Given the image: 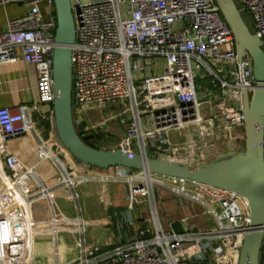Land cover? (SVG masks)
<instances>
[{
    "label": "built area",
    "instance_id": "obj_1",
    "mask_svg": "<svg viewBox=\"0 0 264 264\" xmlns=\"http://www.w3.org/2000/svg\"><path fill=\"white\" fill-rule=\"evenodd\" d=\"M235 2L264 46V0ZM11 4L25 12L0 31V66L33 65L39 104L53 106L55 2L0 0V8ZM71 6L73 116L83 136L93 134L98 144L99 133H118L116 149L192 166L243 147L242 90L251 96L256 85L253 62L248 54L239 58L215 0H71ZM50 115L40 114L37 104L0 108V264H42L39 250L48 264H96L101 258L89 255L79 204V188L93 181L124 183L131 210L140 200L153 204L162 188L202 205L214 223L206 231L178 233L164 229L156 214L154 231L112 243L108 258L120 264H239L250 230L245 199L146 171L75 165L55 142L53 127L51 136L42 134ZM27 137L31 160L10 149Z\"/></svg>",
    "mask_w": 264,
    "mask_h": 264
},
{
    "label": "water",
    "instance_id": "obj_2",
    "mask_svg": "<svg viewBox=\"0 0 264 264\" xmlns=\"http://www.w3.org/2000/svg\"><path fill=\"white\" fill-rule=\"evenodd\" d=\"M57 17L56 48L53 56L54 92L53 138L70 155L75 165L107 170L120 167L127 173L150 174L188 180L236 193L249 204L250 230L246 233L239 264H261L264 246V46L247 22L235 0H215L223 19L231 28L239 58L248 54L253 62L256 85L251 96L242 90L245 123L243 147L201 166L172 162L121 149H102L93 134L83 136L73 116L72 49L76 28L71 0H54Z\"/></svg>",
    "mask_w": 264,
    "mask_h": 264
},
{
    "label": "crops",
    "instance_id": "obj_3",
    "mask_svg": "<svg viewBox=\"0 0 264 264\" xmlns=\"http://www.w3.org/2000/svg\"><path fill=\"white\" fill-rule=\"evenodd\" d=\"M24 12L25 8L20 4L0 8V31L5 29L9 19L21 17ZM44 18H48L46 13ZM34 104L38 105L40 114L52 113L53 106L39 104L35 67L21 61L0 66V108L15 109L19 105L32 108ZM50 116L47 122L41 124L45 128L42 134L46 137L52 134L54 117ZM32 144L33 140L27 137L11 144L10 149L19 156L31 160L34 158ZM79 193L82 214L88 222L86 242L90 247L89 255L101 258L96 264H120L116 259L107 256L112 249L111 244L115 242L124 244L133 235L146 237L147 230L155 229L156 214L164 229L172 228L178 233L206 231L214 225L212 217L203 211L202 205L183 197H179V202L176 199L170 200L165 190L160 191L162 200L167 202L164 210L168 219L164 223L161 219L159 207L161 200L157 199V191L153 204L148 200H140L133 210L129 207L127 187L124 183L107 185L93 181L82 185ZM61 203L66 207V204ZM182 220L187 221L183 223ZM45 263L48 264V261L45 260ZM261 264H264V246Z\"/></svg>",
    "mask_w": 264,
    "mask_h": 264
},
{
    "label": "rangeland",
    "instance_id": "obj_4",
    "mask_svg": "<svg viewBox=\"0 0 264 264\" xmlns=\"http://www.w3.org/2000/svg\"><path fill=\"white\" fill-rule=\"evenodd\" d=\"M247 20V22L248 23H250V21L248 20V18L246 19ZM213 63V62H212ZM198 80V79H197ZM87 125H89V123H87ZM118 131L119 132H122L123 131V127L121 126V127H119L118 128ZM100 134V137H101V140H100V142H99V147L100 148H102V149H112V148H114V146H116L117 144H118V142H119V140H120V138L119 137H121V136H119L118 135V133H116V134H111V133H107V134H105V133H99ZM121 135V134H120ZM137 149V148H136ZM150 152V151H149ZM161 190H164V189H162V188H158L156 191H157V199L158 200H161L160 201V203H159V207H160V211H161V219H162V221H163V223L164 222H166L167 221V216H166V212H165V210H164V208H165V205H167V202H165V201H163L162 200V196H161V194H160V191ZM167 196H170V200H174V199H176L177 200V202H179V200L178 199H180L179 197H171V195L168 193V195ZM164 203H166V204H164ZM61 205H62V203H61ZM203 208V207H202ZM203 211H205V208H203ZM39 212H40V214L43 216V217H47L48 216V214L43 210V206H40L39 207ZM42 240H40L39 239V241H38V243L41 245L42 244ZM37 256V258L40 260V261H42V264H46L45 263V258H44V256H42V253H41V251L39 250L38 251V254L36 255Z\"/></svg>",
    "mask_w": 264,
    "mask_h": 264
},
{
    "label": "trees",
    "instance_id": "obj_5",
    "mask_svg": "<svg viewBox=\"0 0 264 264\" xmlns=\"http://www.w3.org/2000/svg\"><path fill=\"white\" fill-rule=\"evenodd\" d=\"M245 16V15H244ZM245 18L247 19V16H245ZM252 27V26H251ZM96 138H97V142H98V144H96L95 146L97 147V148H100L99 147V142H100V140H101V137L100 136H96Z\"/></svg>",
    "mask_w": 264,
    "mask_h": 264
}]
</instances>
